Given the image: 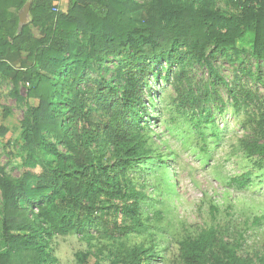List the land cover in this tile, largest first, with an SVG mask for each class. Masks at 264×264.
<instances>
[{
    "label": "trees",
    "instance_id": "16d2710c",
    "mask_svg": "<svg viewBox=\"0 0 264 264\" xmlns=\"http://www.w3.org/2000/svg\"><path fill=\"white\" fill-rule=\"evenodd\" d=\"M220 1L235 12L220 9ZM60 2L0 0V75L12 78L10 95L18 98L23 82L27 97L38 100L22 122V176L15 179L0 166V264H54L51 243L68 235L89 247L80 263L95 257L93 264H102L101 251L92 247L105 238L122 251L112 264H151L159 256L155 245L129 249L120 242L145 228L147 194L136 176L169 161L146 132L147 104L156 101L148 80L179 89L191 61L215 72L211 57L239 55L236 42L249 32L264 87V0H68L66 11ZM27 6L30 20L20 27ZM141 12L146 18L138 21L133 15ZM109 65L119 82L104 80L86 91L89 73ZM112 92L116 99L109 98ZM212 94L185 97L199 129L214 122L204 107ZM74 124H81L79 131ZM259 125L264 135V119ZM7 132L1 127L0 137ZM242 150L264 171V139L245 140ZM251 175L235 177L233 184L246 189ZM179 246L180 264H255L213 226Z\"/></svg>",
    "mask_w": 264,
    "mask_h": 264
},
{
    "label": "rangeland",
    "instance_id": "374dc122",
    "mask_svg": "<svg viewBox=\"0 0 264 264\" xmlns=\"http://www.w3.org/2000/svg\"><path fill=\"white\" fill-rule=\"evenodd\" d=\"M218 6L235 12L225 2L220 1ZM143 13L133 17L143 21ZM23 14L26 23L30 20L28 6ZM32 30L35 36H42L39 27L33 25ZM253 42L254 34L248 32L236 42L239 55L229 51L211 57L215 72L189 62L179 89L165 80H148L156 101L147 104L146 132L157 153L169 156V161L136 176L138 189L147 194L143 201L145 228L120 242L129 249L155 245L159 256L151 264H180V241L211 226L226 241L236 244L240 255L252 258L255 264H264V171L256 169L255 159L248 158L242 150L243 141L264 139L259 125L264 119V87L257 79L259 62L252 55ZM261 70L264 71V64ZM5 74L0 75V128L6 127L8 132L0 137V166L19 179L26 157L22 122L38 100L27 97L28 86L23 82L19 97L10 95L14 86L12 78ZM89 76L92 82L86 91L97 90L104 80L119 82L115 65L97 69ZM206 90L213 93L204 107L211 111L214 122H204L199 129L190 120L191 108L184 100L186 95L201 97ZM109 98L116 99L115 93ZM145 100L150 101L146 92ZM92 106L96 107V102ZM73 128L79 131L81 124H74ZM59 150L66 151L62 145ZM247 172L252 174L251 185L238 189L232 179ZM212 206L218 211L212 213ZM51 246L54 264H84L78 256L89 250L86 241L76 235L56 237ZM92 250L101 251L102 264H112L122 254L115 241L105 238L94 241ZM95 261V257H90L85 264Z\"/></svg>",
    "mask_w": 264,
    "mask_h": 264
},
{
    "label": "crops",
    "instance_id": "0c3cea01",
    "mask_svg": "<svg viewBox=\"0 0 264 264\" xmlns=\"http://www.w3.org/2000/svg\"><path fill=\"white\" fill-rule=\"evenodd\" d=\"M60 8H61V10L66 11L68 8V0H61Z\"/></svg>",
    "mask_w": 264,
    "mask_h": 264
},
{
    "label": "water",
    "instance_id": "95a60500",
    "mask_svg": "<svg viewBox=\"0 0 264 264\" xmlns=\"http://www.w3.org/2000/svg\"><path fill=\"white\" fill-rule=\"evenodd\" d=\"M24 14L22 13V15H21V21H20V27H22L23 25H24V16H23Z\"/></svg>",
    "mask_w": 264,
    "mask_h": 264
},
{
    "label": "built area",
    "instance_id": "2783aa9c",
    "mask_svg": "<svg viewBox=\"0 0 264 264\" xmlns=\"http://www.w3.org/2000/svg\"><path fill=\"white\" fill-rule=\"evenodd\" d=\"M233 1H235V2H236L237 0H233Z\"/></svg>",
    "mask_w": 264,
    "mask_h": 264
}]
</instances>
